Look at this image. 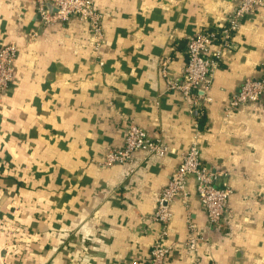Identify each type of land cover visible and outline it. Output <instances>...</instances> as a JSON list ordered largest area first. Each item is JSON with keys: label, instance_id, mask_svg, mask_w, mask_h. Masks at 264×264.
<instances>
[{"label": "crops", "instance_id": "crops-1", "mask_svg": "<svg viewBox=\"0 0 264 264\" xmlns=\"http://www.w3.org/2000/svg\"><path fill=\"white\" fill-rule=\"evenodd\" d=\"M91 1L104 17L98 52L85 22L44 26L32 0H0V45L18 49L0 96V264H147L159 194L194 140L231 195L210 228L188 178L187 201L171 207L165 264H264V95L227 111L260 75L264 6L242 19L197 111L166 78H180L188 38L224 25L234 1ZM130 124L170 152L102 167Z\"/></svg>", "mask_w": 264, "mask_h": 264}, {"label": "built area", "instance_id": "built-area-1", "mask_svg": "<svg viewBox=\"0 0 264 264\" xmlns=\"http://www.w3.org/2000/svg\"><path fill=\"white\" fill-rule=\"evenodd\" d=\"M40 23L44 26L66 23L71 19L85 22L88 32L94 40V51L98 52L103 44V15L93 7L91 0H32ZM234 11L226 23L208 31H199L188 38L186 45L187 61L179 79L166 78L167 91H175L184 100L202 110L203 102H210L208 92L212 86L214 73L220 65L224 53L232 52L234 34L240 28L243 18L248 17L259 7L264 6V0H233ZM51 7V11L48 9ZM18 49L15 45H0V96L7 92L14 74V65ZM167 59L162 66L166 65ZM164 72V70H163ZM264 95V54L260 63V75L249 78L241 83L239 89L230 96L227 111H237L241 106L253 105L262 101ZM141 151L156 158H162L170 150L158 139L151 138L141 127L130 124L127 128L124 145L121 149H110L102 167L113 164L129 163L132 155ZM221 171L207 168L201 159L200 148L196 140L192 141L186 152L180 155L167 185L161 190L152 221L160 225V233L151 244L147 264H165L171 252V246L166 244L168 225L172 218L171 207L175 201L186 202L189 195L187 181L194 179L195 192L200 205L204 209L210 228L220 225L226 212L231 191L219 185ZM193 233V227L190 226ZM198 239L191 237L187 244L195 249Z\"/></svg>", "mask_w": 264, "mask_h": 264}]
</instances>
